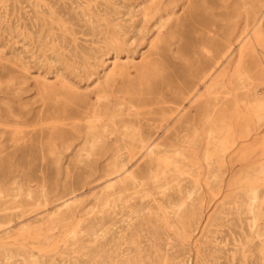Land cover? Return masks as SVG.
Here are the masks:
<instances>
[{
  "label": "rangeland",
  "instance_id": "1",
  "mask_svg": "<svg viewBox=\"0 0 264 264\" xmlns=\"http://www.w3.org/2000/svg\"><path fill=\"white\" fill-rule=\"evenodd\" d=\"M263 62L264 0H0V264H264Z\"/></svg>",
  "mask_w": 264,
  "mask_h": 264
},
{
  "label": "bare ground",
  "instance_id": "2",
  "mask_svg": "<svg viewBox=\"0 0 264 264\" xmlns=\"http://www.w3.org/2000/svg\"><path fill=\"white\" fill-rule=\"evenodd\" d=\"M90 22H93V19L92 18H89L88 19ZM103 21L104 22H106L107 21V19L105 18H103ZM117 33H118V31H117ZM245 37V36H244ZM255 44L253 45L254 47H257L258 48V51L259 52H262V50L260 49L261 48V42H262V38H261V35H260V31H256L255 32ZM248 40H250L249 38H244V39H242L241 41H240V43H241V49H242V51L243 50H245L248 46H251V44H249V42H247ZM252 47V46H251ZM227 49V48H226ZM252 50H253V48H252ZM226 51V50H225ZM245 52V51H244ZM213 53V52H212ZM226 53V52H225ZM223 53H221V55H222ZM241 55V54H240ZM242 56V55H241ZM240 56V57H241ZM226 57V56H225ZM218 60V59H217ZM233 63V62H232ZM264 63V62H263ZM212 65V64H211ZM262 65V64H261ZM208 69V68H207ZM225 73H226V71H225ZM229 73V72H228ZM211 79H213V75L210 77ZM232 80V79H231ZM231 83V82H230ZM206 87H207V85H206ZM208 89V88H207ZM230 90V89H229ZM212 101V100H211ZM211 103V102H210ZM217 106V105H216ZM212 108V107H211ZM217 108V107H216ZM215 110V109H214ZM213 110V113L215 112ZM212 111V110H211ZM213 113H212V115H213ZM213 117V116H212ZM211 117V118H212ZM255 199H257V197H255ZM201 231V230H200ZM262 253H264V248L262 249ZM42 254V253H41ZM254 256V255H253ZM262 262H263V260H262Z\"/></svg>",
  "mask_w": 264,
  "mask_h": 264
}]
</instances>
